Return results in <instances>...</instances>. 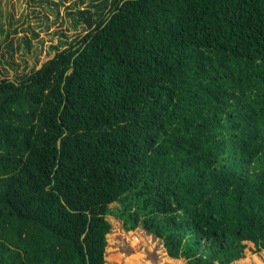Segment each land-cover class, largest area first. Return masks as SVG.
<instances>
[{
    "label": "trees",
    "instance_id": "obj_1",
    "mask_svg": "<svg viewBox=\"0 0 264 264\" xmlns=\"http://www.w3.org/2000/svg\"><path fill=\"white\" fill-rule=\"evenodd\" d=\"M77 13L84 36L0 79V264H106L109 214L187 264L264 253V0Z\"/></svg>",
    "mask_w": 264,
    "mask_h": 264
},
{
    "label": "rangeland",
    "instance_id": "obj_2",
    "mask_svg": "<svg viewBox=\"0 0 264 264\" xmlns=\"http://www.w3.org/2000/svg\"><path fill=\"white\" fill-rule=\"evenodd\" d=\"M112 0H108L110 3ZM105 0H0V79H17L84 36L89 27L78 10L96 8ZM110 211L121 210L118 202ZM107 235L106 264H187L168 255L163 241L143 227L127 230L115 214ZM233 264H264V253Z\"/></svg>",
    "mask_w": 264,
    "mask_h": 264
}]
</instances>
